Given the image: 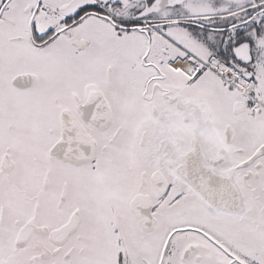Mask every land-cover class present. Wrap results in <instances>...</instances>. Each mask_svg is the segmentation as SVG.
Wrapping results in <instances>:
<instances>
[{
    "label": "snow or ice",
    "instance_id": "1",
    "mask_svg": "<svg viewBox=\"0 0 264 264\" xmlns=\"http://www.w3.org/2000/svg\"><path fill=\"white\" fill-rule=\"evenodd\" d=\"M0 264H264V0H0Z\"/></svg>",
    "mask_w": 264,
    "mask_h": 264
}]
</instances>
